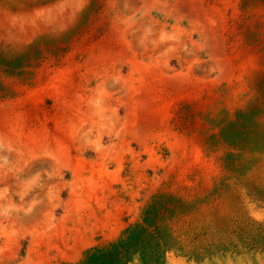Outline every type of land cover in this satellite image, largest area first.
I'll return each mask as SVG.
<instances>
[{
	"label": "rangeland",
	"instance_id": "obj_1",
	"mask_svg": "<svg viewBox=\"0 0 264 264\" xmlns=\"http://www.w3.org/2000/svg\"><path fill=\"white\" fill-rule=\"evenodd\" d=\"M0 264H264V0H0Z\"/></svg>",
	"mask_w": 264,
	"mask_h": 264
},
{
	"label": "bare ground",
	"instance_id": "obj_2",
	"mask_svg": "<svg viewBox=\"0 0 264 264\" xmlns=\"http://www.w3.org/2000/svg\"><path fill=\"white\" fill-rule=\"evenodd\" d=\"M102 58H103V57H102ZM141 69H142V68H141ZM63 76H64V75H63ZM65 152H66V151H65ZM65 152H64V153H65ZM66 155H67V154H66ZM85 184H86V183H85Z\"/></svg>",
	"mask_w": 264,
	"mask_h": 264
}]
</instances>
